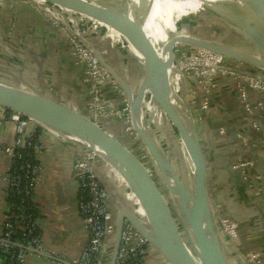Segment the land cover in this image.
I'll return each mask as SVG.
<instances>
[{
  "label": "water",
  "instance_id": "95a60500",
  "mask_svg": "<svg viewBox=\"0 0 264 264\" xmlns=\"http://www.w3.org/2000/svg\"><path fill=\"white\" fill-rule=\"evenodd\" d=\"M44 1L88 15L122 35L125 47L123 69L113 62V56L105 54L106 49L79 37L124 93L136 131L163 184L161 187L135 152L122 144L116 135L108 132L99 121L68 107L44 91L29 90L0 81L1 106L20 112L43 129L96 152L124 179L128 190L140 205L142 214L139 215L125 206L123 197L117 194L116 186L105 180L111 198L117 199L116 203L115 199L113 201L117 208L108 264H115L124 219L132 223L151 247L170 264H249L240 251L225 240L227 237L217 225L184 79L178 70L180 82L176 84L169 76V69L171 65L175 67V47L182 45L203 49L244 64L248 69L235 66L234 69L264 80V0H216L200 1L198 4L197 13L219 23V28L236 33L244 48L220 40L178 33V36L169 35L160 56L153 52L143 29L147 0H119V8L105 0ZM146 90L151 93L152 102L158 106L163 117L166 115L176 129L179 141L174 135L170 138V144L172 147L178 144V153H182V158L178 160L179 170L172 164L169 152L155 133V127L151 126L144 106ZM169 200L173 203L172 212L167 205ZM173 212L178 216V223L171 217ZM228 244H232L237 254L235 257H238L235 259L239 263L233 261L232 249ZM108 249L103 247V256ZM101 260L98 264H102Z\"/></svg>",
  "mask_w": 264,
  "mask_h": 264
},
{
  "label": "crops",
  "instance_id": "0c3cea01",
  "mask_svg": "<svg viewBox=\"0 0 264 264\" xmlns=\"http://www.w3.org/2000/svg\"><path fill=\"white\" fill-rule=\"evenodd\" d=\"M67 11L72 18L70 23L75 25L82 37L88 43L106 49L105 54L113 56V62L123 69L125 54L120 48L122 40L114 34L116 30L88 15ZM8 12L15 18L13 26L9 25ZM4 22H9L10 49L0 47V81L44 91L68 107L83 112L88 99V86L82 80V71L73 63L60 31L27 0H0V25L4 26ZM224 61L227 66L235 63L227 59ZM240 68L248 69L242 64ZM236 83L228 75L214 74L212 90L206 94L195 93L196 103L192 112L212 209L218 216H225L238 224L232 237L234 247L239 250L236 243L239 239L240 250L250 249L261 261L257 264H264V90L243 82L247 89L243 102ZM186 86L187 95H192V84L187 83ZM145 94L146 113L152 125L160 128L163 120L155 117L159 108L146 101L152 100L149 90ZM104 95L117 109L122 107L119 94L107 87ZM99 123L132 150L133 143L122 132L120 119H101ZM11 138V123L5 122L0 127V139L8 142ZM47 138L38 154V233L44 245L59 259L33 253L24 264H67L78 256L88 237L76 207L78 182L72 176L73 143L52 133ZM247 159L253 161L247 169L249 182L243 181L237 168L240 160ZM6 164V155L0 150V224L6 210L2 180ZM104 173L107 181L116 186L125 206L142 214L140 205L135 202L126 184L108 164ZM114 199L116 203V197ZM115 203H112L113 224L117 208ZM231 245L227 246L232 249ZM231 253H235L233 249ZM106 256L102 264L109 263ZM147 264L170 263L158 252L152 251L147 257Z\"/></svg>",
  "mask_w": 264,
  "mask_h": 264
},
{
  "label": "built area",
  "instance_id": "2783aa9c",
  "mask_svg": "<svg viewBox=\"0 0 264 264\" xmlns=\"http://www.w3.org/2000/svg\"><path fill=\"white\" fill-rule=\"evenodd\" d=\"M27 1L43 18L51 21L59 29L73 63L82 71V80L88 86V99L83 113L96 121L120 119L122 132L133 143L132 150L147 165L150 174L156 175L150 155L133 123L128 100L115 80L82 42L79 35L71 31L72 22L69 23L72 18L69 17L67 9L44 0ZM181 48V53H178V48L174 50L175 65H179V72L184 79V85L191 83L194 88L192 95H187L191 110L196 103L195 93L206 94L212 90L214 74H225L232 77L237 82L239 97L243 102L247 97V89L243 82L247 81L253 88L264 90V80L227 66L224 57L214 53L207 54L202 49L184 48L186 49L184 50ZM200 55L201 57H199ZM107 87L120 95L122 107L119 109L105 97L104 90ZM146 101H151V105L156 106L152 100ZM245 106L249 108L247 104ZM159 113L162 115L160 111ZM5 122L11 123L12 138L8 142L0 139V150L7 158L2 176L6 210L0 224V264H4L5 260L7 264H24L27 257L33 253L59 259L58 255H54L44 245L40 234L34 233L38 229L37 218L39 216L35 217L31 214L32 209H35L38 215L40 211L36 204L40 175L38 154L51 132L43 129L30 117L0 105V127ZM221 131L223 130L221 129ZM31 150L34 154L32 160L27 158ZM71 156L72 176L78 182L76 207L82 227L86 230L88 237L78 256L67 264H98L101 259L103 261L105 255L108 256L114 231L112 223L113 199L105 184V180L107 181V175L104 173L106 162L96 152L75 143H73ZM252 165L251 159L238 162L237 168L240 169V174H242V179L245 182H249L247 169ZM10 195H13L16 200L8 202L7 198ZM21 206H24L25 209H21ZM216 216L223 235L232 238L238 224L225 216ZM17 227L24 230L23 242L11 240ZM237 241L240 253L249 264L261 262L259 257L250 249L241 251V242L239 239ZM104 246L109 247V249L103 256ZM152 251L155 252L156 250L151 247L141 232L127 219H124L115 264H147V257Z\"/></svg>",
  "mask_w": 264,
  "mask_h": 264
},
{
  "label": "rangeland",
  "instance_id": "374dc122",
  "mask_svg": "<svg viewBox=\"0 0 264 264\" xmlns=\"http://www.w3.org/2000/svg\"><path fill=\"white\" fill-rule=\"evenodd\" d=\"M87 1H89V0H87ZM105 1L110 2L111 4H113V5H115L116 7L119 8V0H105ZM149 2H150V0H147L148 4H149ZM177 12L178 11L176 9H173L172 12H171V15L174 18V26H175V28H176V30H177V32L179 34L187 33V34H192V35H195L197 37L206 38V39H210V40H220V41H222L224 43L231 44L232 46H235V47L239 46V47H243L244 48V44H243L242 40L240 39V36H238L234 32H231L227 28H223V27L219 28L218 26H221L219 23H216V22L208 20L202 14H199L196 11L195 12L194 11H188L187 13H182L180 15H177ZM8 14L10 15L9 12H8ZM8 19H9L8 21L10 22L9 25L13 26L15 24L13 16L10 15V17ZM9 22H4L3 23L4 26L0 25V47L3 48V49H5V47H6V48H8V50L10 49L9 48L10 45H9V42H8L9 35H10L9 29H8V23ZM69 24H71V23H69ZM70 28H71L72 32L76 33L77 35L82 36L81 33L75 27V25L71 24ZM103 33H106V32L103 31ZM117 39H118V37H117ZM122 42L120 44V48L125 54V47H124V44ZM175 48H178V53H181L182 51H180V48L181 49H184V48L187 49V48H191V47H186V46L183 47L182 45H180V46H176ZM186 49H184V50H186ZM191 49H195V48H191ZM203 52H206L207 54H212V52H208V51H205V50H203ZM199 57H201V55ZM177 59L180 60L179 57H177ZM183 59H185V58H183ZM197 59H199V58H197ZM229 63H228V65H229ZM234 66L235 67H238V66L240 67L241 63L235 62V63L232 64L231 67H234ZM155 117L157 119L163 120L160 128H158L159 126H157V125L155 126V133H156L157 137L162 140V145L164 146L165 150L167 152H169L171 160H172V164L174 165L176 170H179L180 168H179V161L178 160H179V158H182V153H181V155H179V153H178V152H180V148H179L178 144H175V146H173L174 148L172 147V144H170V138L173 137L174 135L177 138L176 140L179 141L176 129L174 128L172 122L170 121V119L166 115L164 117H163V115H160L159 110L156 111ZM151 126L154 127L153 125H151ZM126 137L131 142V139L127 135H126ZM181 162H182V159H181ZM153 171H154V169H153ZM152 176L154 177V179L156 181L159 182V185L162 187L160 178L157 175H154V174H152ZM167 205H168V207H169V209L171 211L173 209L172 208V206H173L172 201L169 200ZM214 210L215 209H213V211ZM216 215H218V214L216 213V211H214V216H215V219L217 220V216ZM171 217L176 219V221L178 223V216L175 215V213L172 214ZM217 225H218V223H217ZM220 231H221V233H223L222 229H220ZM227 238H229V237H227ZM227 238L225 239L226 241L228 240ZM229 239L232 241V238H229ZM227 242H229V240ZM231 243L233 244V241ZM110 254H111V251L108 252L107 258H109ZM231 254H232L231 257L233 258V261L234 262L238 261V262H235V263H239V260L235 259V253H231Z\"/></svg>",
  "mask_w": 264,
  "mask_h": 264
},
{
  "label": "bare ground",
  "instance_id": "6f19581e",
  "mask_svg": "<svg viewBox=\"0 0 264 264\" xmlns=\"http://www.w3.org/2000/svg\"><path fill=\"white\" fill-rule=\"evenodd\" d=\"M200 1L215 2L216 0H150L149 4H147L146 19L143 29L146 37L148 38V43L154 53H156L158 56L162 54L163 45L168 41L170 34H176L177 36L179 35L174 26V18L171 15L172 10L176 9L178 11L177 15L187 13L188 11L195 12L199 8L198 4H200ZM114 34L118 37V39L123 41L121 34H119L117 31H114ZM178 70L179 65H175V67L174 65H171L169 69V76L176 84L180 82V74L178 73ZM184 155H186L185 150ZM111 168L126 184L124 179L117 173V171L113 167ZM134 200L137 202L135 197ZM181 212L182 210H180V213Z\"/></svg>",
  "mask_w": 264,
  "mask_h": 264
},
{
  "label": "trees",
  "instance_id": "16d2710c",
  "mask_svg": "<svg viewBox=\"0 0 264 264\" xmlns=\"http://www.w3.org/2000/svg\"><path fill=\"white\" fill-rule=\"evenodd\" d=\"M95 1H97V0H95ZM97 2H100V1H97ZM27 158H29L31 160L34 159V154H33L32 150L29 151V155H27ZM7 200H8V202H11V201H15L16 199H15V197L13 195H10V196H8ZM21 209H25V207L21 206ZM31 211H32L31 214L33 216H35V217L39 216L38 212L35 209H32ZM19 223H21V222H19ZM23 231H24L23 229L17 227L15 233L12 235L11 240H14V241L19 240V241L23 242V237H22ZM34 233H38V229H36ZM4 264H7L6 260H5Z\"/></svg>",
  "mask_w": 264,
  "mask_h": 264
}]
</instances>
